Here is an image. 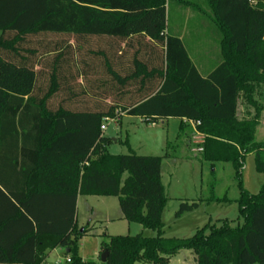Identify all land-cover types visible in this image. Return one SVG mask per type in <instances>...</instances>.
Here are the masks:
<instances>
[{
	"label": "trees",
	"instance_id": "trees-1",
	"mask_svg": "<svg viewBox=\"0 0 264 264\" xmlns=\"http://www.w3.org/2000/svg\"><path fill=\"white\" fill-rule=\"evenodd\" d=\"M178 1L215 26L221 53L206 76L202 59H193L168 28L170 0H0V83L14 68L34 71L28 94L0 86V264H48L58 247L67 264H169L183 250L197 264H264V182L256 194L242 182L248 154L264 175V140L257 139L264 115V0ZM49 36L67 41L47 42ZM37 38L44 52L32 45ZM98 38L108 50L87 47ZM61 92L66 96L54 107ZM117 111L146 123L180 119L187 146L203 135L196 144L203 148L200 160L234 168L236 225L223 220L191 237L164 236L163 157L139 155L128 139V153H110L103 125ZM82 195L118 197L127 221L157 234L109 235L100 248L106 261L85 260L78 241L87 230L77 223ZM230 201L184 200L176 217L204 202Z\"/></svg>",
	"mask_w": 264,
	"mask_h": 264
},
{
	"label": "rangeland",
	"instance_id": "rangeland-1",
	"mask_svg": "<svg viewBox=\"0 0 264 264\" xmlns=\"http://www.w3.org/2000/svg\"><path fill=\"white\" fill-rule=\"evenodd\" d=\"M191 2L195 0H190ZM200 1V0H198ZM205 0H201L200 3ZM194 17V18H193ZM205 20V21H204ZM168 28L173 34H180L188 47L193 59L203 60L208 58L209 68L215 66L220 58V43L215 26L205 19L204 16L194 11L191 7L181 5L178 0H170L168 5ZM50 39L67 41V37L49 36ZM40 38L33 39L32 45L38 46ZM193 46V48L191 47ZM89 48L109 49L106 39H93ZM195 47V48H194ZM44 52L46 49H41ZM75 50V53L79 55ZM79 59V56H78ZM100 72L103 69L100 67ZM87 78H78L77 81L86 86ZM34 81V71H18L8 75L0 83L2 91H14V93L28 94ZM48 79L41 77L40 84L44 89L48 86ZM79 89L80 87L77 86ZM81 90V89H80ZM66 93L58 94L53 100L56 107L59 100ZM108 101H111L109 99ZM195 128L192 122H189ZM104 135L112 139L109 152L112 154H126L128 146L124 143L127 135L130 138L132 148L139 155L162 156V181L169 198L164 210L163 220L165 223L164 236L187 238L203 227L204 224H220L219 221L229 220L236 225L239 217V206L236 200L239 198L240 189L238 180L235 178L234 168L231 163L218 162L213 167L208 162H203L197 156L194 149L198 146L196 141L199 137H193L191 145L185 143V132L181 131V120L169 119L166 122L146 123L142 118L115 112V119L105 121ZM189 129V128H188ZM259 141L264 140V115L262 124L257 133ZM122 141V142H120ZM170 144L169 150L167 145ZM169 156H166V154ZM244 188L251 193H258L263 182L264 175L257 171L255 155L248 154L242 171ZM213 195L224 198L230 202L202 203L192 212H186L181 217H176L181 202L188 200H205ZM243 222L242 219L239 220ZM77 223L81 231L87 230L79 239V253L87 261H101V244L107 241L109 235H136L143 233L146 236H155L156 231L145 229L140 223L129 222L123 217L119 199L116 196H93L82 195L79 198ZM63 249V248H62ZM53 251L47 256L48 264H67L65 250ZM185 254L187 250H184ZM190 251V252H189ZM187 256V263L197 264L196 256L191 251ZM185 254H177L171 257L172 264H184Z\"/></svg>",
	"mask_w": 264,
	"mask_h": 264
},
{
	"label": "crops",
	"instance_id": "crops-1",
	"mask_svg": "<svg viewBox=\"0 0 264 264\" xmlns=\"http://www.w3.org/2000/svg\"><path fill=\"white\" fill-rule=\"evenodd\" d=\"M194 18V17H193ZM205 19H206V17H204ZM205 21V20H204ZM180 35V34H179ZM181 38H183L182 36H181ZM192 48H193V46H191ZM195 48V47H194ZM221 53V52H220ZM195 61V60H194ZM198 64V63H197ZM208 64H210V61H209V59L208 58H204L202 61H201V67L199 66V68L201 69V72H202V74L204 75V76H206L212 69H213V67L212 68H209L208 67ZM164 122V121H163ZM126 139H128L129 140V142H130V138H129V136L127 135V137H126ZM125 139V140H126ZM130 145H131V143H130ZM131 147H132V145H131ZM79 198H80V196H79ZM79 198H78V202H77V212H78V205H79ZM204 225H206V224H204ZM201 228V227H200ZM60 249H62V248H60V247H58V248H56V249H54V250H52V251H50L49 253H51V252H53V251H59ZM63 251H64V249H62ZM185 251L183 250V251H181L180 253H178V254H185L184 253ZM190 252V251H189ZM49 253H48V255H49ZM100 253V252H99ZM186 253L187 254H185V258H186V262L184 263V264H189V263H187V256L190 254V253H188V250L186 251ZM46 261H47V258H46ZM173 263V261L171 260V258H170V260H169V264H172Z\"/></svg>",
	"mask_w": 264,
	"mask_h": 264
},
{
	"label": "built area",
	"instance_id": "built-area-1",
	"mask_svg": "<svg viewBox=\"0 0 264 264\" xmlns=\"http://www.w3.org/2000/svg\"><path fill=\"white\" fill-rule=\"evenodd\" d=\"M109 120H110L109 118L106 119V121H109ZM193 125H194V124H193ZM194 127H195V126H194ZM103 129H106V126H105V125H103ZM195 137H199V140L196 141V142H197L196 144H199V143H202V142H203L204 136L201 135L200 133H197V134L195 135ZM194 151H196L197 153H200V152L203 151V148L200 147V146H197V147L194 149ZM66 260L69 261V259H66Z\"/></svg>",
	"mask_w": 264,
	"mask_h": 264
},
{
	"label": "water",
	"instance_id": "water-1",
	"mask_svg": "<svg viewBox=\"0 0 264 264\" xmlns=\"http://www.w3.org/2000/svg\"><path fill=\"white\" fill-rule=\"evenodd\" d=\"M107 256H108V252L106 251V252H104V253L102 254V256H101V261H102V262H105L106 259H107Z\"/></svg>",
	"mask_w": 264,
	"mask_h": 264
}]
</instances>
